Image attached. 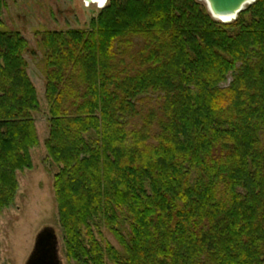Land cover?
Here are the masks:
<instances>
[{
	"label": "trees",
	"instance_id": "1",
	"mask_svg": "<svg viewBox=\"0 0 264 264\" xmlns=\"http://www.w3.org/2000/svg\"><path fill=\"white\" fill-rule=\"evenodd\" d=\"M5 9L0 214L39 146L40 55L68 261L264 264V0L230 24L197 0H108L87 30L36 31L35 47Z\"/></svg>",
	"mask_w": 264,
	"mask_h": 264
},
{
	"label": "rangeland",
	"instance_id": "2",
	"mask_svg": "<svg viewBox=\"0 0 264 264\" xmlns=\"http://www.w3.org/2000/svg\"><path fill=\"white\" fill-rule=\"evenodd\" d=\"M201 2L207 9L204 0ZM2 13L5 30L18 31L35 47L36 31L87 30L103 8L86 5L83 0H5ZM208 10V9H207ZM209 12V11H208ZM210 14V13H209ZM216 22L223 23L214 19ZM28 75L33 83L40 113L35 115L39 146L31 150L32 169L16 174L18 189L13 204L0 214V264H26L38 233L46 228L55 231L61 264H74L66 259L63 236L58 224V210L53 191V176L57 167L46 155L44 142L48 137V109L44 97L41 56L27 57ZM231 77L228 78L230 83ZM104 238L120 250L114 238L105 230Z\"/></svg>",
	"mask_w": 264,
	"mask_h": 264
},
{
	"label": "water",
	"instance_id": "3",
	"mask_svg": "<svg viewBox=\"0 0 264 264\" xmlns=\"http://www.w3.org/2000/svg\"><path fill=\"white\" fill-rule=\"evenodd\" d=\"M108 0H83L84 4L90 5L97 2L106 4ZM207 9L213 19L230 23L246 6L257 0H204ZM26 264H61L58 257V242L55 231L46 227L36 236L33 250Z\"/></svg>",
	"mask_w": 264,
	"mask_h": 264
},
{
	"label": "bare ground",
	"instance_id": "4",
	"mask_svg": "<svg viewBox=\"0 0 264 264\" xmlns=\"http://www.w3.org/2000/svg\"><path fill=\"white\" fill-rule=\"evenodd\" d=\"M96 6H98V8H103L105 6V4L101 3V2H97V3H94ZM87 5V4H86ZM88 6V5H87Z\"/></svg>",
	"mask_w": 264,
	"mask_h": 264
}]
</instances>
